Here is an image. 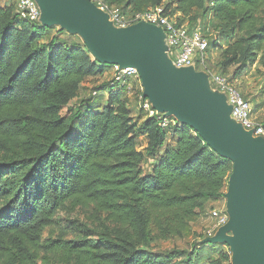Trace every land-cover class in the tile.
<instances>
[{"label": "trees", "instance_id": "obj_1", "mask_svg": "<svg viewBox=\"0 0 264 264\" xmlns=\"http://www.w3.org/2000/svg\"><path fill=\"white\" fill-rule=\"evenodd\" d=\"M102 1L123 12L163 5L191 27L212 17L215 34L202 28L206 52L225 39L223 72L264 65V0ZM109 68L77 36L0 0V264H231L218 248L205 257L198 247L153 249L183 237L224 197L234 163L189 124L164 128L157 116L136 122L128 76L100 88L108 104L87 98L69 106L85 82ZM76 208L100 220L99 238L44 237L59 211Z\"/></svg>", "mask_w": 264, "mask_h": 264}, {"label": "water", "instance_id": "obj_2", "mask_svg": "<svg viewBox=\"0 0 264 264\" xmlns=\"http://www.w3.org/2000/svg\"><path fill=\"white\" fill-rule=\"evenodd\" d=\"M44 26L61 25L78 33L97 61L134 67L143 97L154 109L189 124L222 156L234 163L227 194L229 221L207 242H227L232 264H264V138L231 118L223 92L209 88L194 66L177 67L168 55L162 27L140 21L116 27L92 0H37ZM233 232L234 235L229 234Z\"/></svg>", "mask_w": 264, "mask_h": 264}, {"label": "rangeland", "instance_id": "obj_3", "mask_svg": "<svg viewBox=\"0 0 264 264\" xmlns=\"http://www.w3.org/2000/svg\"><path fill=\"white\" fill-rule=\"evenodd\" d=\"M2 3H14L15 0H1ZM166 1V0H165ZM167 0L166 2H169ZM212 17L208 18H200L197 23L201 28H203L209 35L215 34V27L212 22ZM63 31L70 33L72 35L77 36L78 39H81L85 44L84 39L78 33H71L67 29L61 28V25H56ZM165 33V31H164ZM68 36V35H67ZM220 46L216 48H210L204 55L205 57V65H203V60H197L194 64V69L196 72H203L204 78L208 81L209 85L216 88L217 85L213 81V75L215 74H223L226 78L229 79L230 84L235 86L238 90H240L243 95L248 98L254 108L253 118L255 121L264 123V65L259 60L253 64H248L243 67L238 73H236V68L238 66H231L227 72H223L221 70L220 62L221 56L220 51L223 46L226 45L225 39H221ZM86 45V44H85ZM87 46V45H86ZM88 48V46H87ZM89 49V48H88ZM90 51V49H89ZM207 58V59H206ZM115 77V69L109 68L106 70L104 75L96 77L94 79H90L84 83L79 96L74 99L69 106L74 107L77 103L82 100H86L90 98L94 100V104L101 103L102 106L108 104V90L100 88H104V84H108ZM103 86V87H102ZM126 92L125 95L129 98L130 108L132 110V116L134 120L140 123L144 118L148 117L149 113L142 108L143 100L142 94L144 91V87L142 84V78L140 76H129L126 81ZM210 88V87H209ZM228 98L227 94H225ZM68 106V107H69ZM68 107L63 109V114L66 115L68 113ZM176 124H181V121H178L173 116ZM231 118H228V122H230ZM255 136V135H254ZM255 136L254 138H256ZM146 145V140L144 137L140 136L139 138V148L143 149ZM152 160L148 161L144 165L145 171H149L151 168ZM229 192V188H227L225 195L219 201L209 204L208 207L203 211L200 218L193 222L188 231L184 234L183 237H176L164 241H156L153 249L155 251L162 250H180V249H195L196 247L201 248V252L203 253V257L208 254L214 252L213 248H218L219 250H225L231 257V264L233 263V255L234 250L232 246L227 242H207L205 239L207 238V230L212 226L213 220L210 216L211 207H220L226 208L228 204L227 194ZM1 206V203H0ZM100 220L97 218H93L90 215V211H86L81 208H76L75 210L70 211H59L58 212V221L57 225L54 228H47L44 237L48 238L49 236L53 237H62L64 239L69 240H80L84 237V235L89 236L93 239L99 238V235L102 232V227ZM229 234L234 235L233 232H229Z\"/></svg>", "mask_w": 264, "mask_h": 264}, {"label": "built area", "instance_id": "obj_4", "mask_svg": "<svg viewBox=\"0 0 264 264\" xmlns=\"http://www.w3.org/2000/svg\"><path fill=\"white\" fill-rule=\"evenodd\" d=\"M99 8L109 14L110 20L116 27H128L140 21H145L163 28L165 31V42L168 46V55L177 67L194 66L198 56L205 65V52L209 47V39L201 26H189L187 22L179 24L176 16L169 15L163 5L145 12H123L119 7H110L102 0H92ZM17 12L24 18L32 21H40L41 8L37 0H15ZM115 69V77L112 84L124 79L126 76H140L134 67L120 68L119 64L111 65ZM213 81L219 91L227 94L228 103L232 106L231 117L241 123L245 129L253 130L255 136L264 138V123L253 118V106L251 102L230 84L228 78L223 74L213 75ZM143 106L149 115L157 116L160 125L164 128L176 124L173 116H167L158 112L152 106L148 98L142 94ZM210 216L213 220L212 226L207 230V238L214 236L217 231L229 221V213L226 208L215 207Z\"/></svg>", "mask_w": 264, "mask_h": 264}, {"label": "crops", "instance_id": "obj_5", "mask_svg": "<svg viewBox=\"0 0 264 264\" xmlns=\"http://www.w3.org/2000/svg\"><path fill=\"white\" fill-rule=\"evenodd\" d=\"M1 3H2V1H1ZM2 4H7V3H2ZM211 85V84H210ZM209 85V87H210V89L212 90V91H214V92H220L219 91V89L216 87V88H214V87H212V86H210ZM227 100H228V98H227Z\"/></svg>", "mask_w": 264, "mask_h": 264}]
</instances>
